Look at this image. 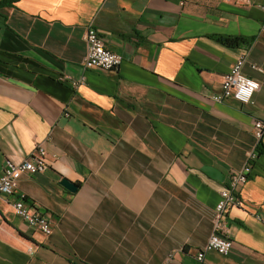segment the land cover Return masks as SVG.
<instances>
[{"label": "crops", "instance_id": "1", "mask_svg": "<svg viewBox=\"0 0 264 264\" xmlns=\"http://www.w3.org/2000/svg\"><path fill=\"white\" fill-rule=\"evenodd\" d=\"M250 1L0 7V175L6 160L45 150L46 169L18 190L52 228L44 236L15 215L13 197L0 198V264H201L220 191L254 146L253 122L264 121V0ZM89 25L122 58L116 71H83ZM213 37L249 43L229 48ZM240 57L260 86L252 103H214ZM260 149L242 205L225 218L230 254L209 252L205 264H264Z\"/></svg>", "mask_w": 264, "mask_h": 264}, {"label": "built area", "instance_id": "2", "mask_svg": "<svg viewBox=\"0 0 264 264\" xmlns=\"http://www.w3.org/2000/svg\"><path fill=\"white\" fill-rule=\"evenodd\" d=\"M227 3L251 5L250 0H224ZM187 0H179L183 6ZM83 40L87 46V52L82 62V69L101 70L104 72L116 71L122 62V58L111 51L101 33L93 26L86 27ZM245 57H240L231 69L222 77L220 91L211 95L214 103H224L227 100H234L243 105L252 103L253 96L259 90L257 81L243 73ZM253 70H258L254 65ZM84 81L69 80L67 83L76 87ZM254 146L246 153L245 161L239 169L232 170L228 175L226 186L219 194V201L214 209L213 232L206 244L196 251L195 259L205 264V255L214 252L220 256L228 257L233 241L227 236L225 218L231 208L240 207L242 202L239 199L241 188L252 177L254 163L260 155V148H264V121L255 120L252 125ZM48 166L47 154L41 146H36L28 160L21 163H14L6 160L2 166L0 175V198L13 197L12 207L14 213L29 227L37 229L41 234L48 237L52 233L51 223L46 215L40 213L28 204L27 197L18 190L19 182L24 176H35Z\"/></svg>", "mask_w": 264, "mask_h": 264}, {"label": "trees", "instance_id": "3", "mask_svg": "<svg viewBox=\"0 0 264 264\" xmlns=\"http://www.w3.org/2000/svg\"><path fill=\"white\" fill-rule=\"evenodd\" d=\"M9 3H11V0H0V7L7 6ZM213 38L216 42L229 48L238 47L240 45H247L249 43V40L238 37H213Z\"/></svg>", "mask_w": 264, "mask_h": 264}, {"label": "water", "instance_id": "4", "mask_svg": "<svg viewBox=\"0 0 264 264\" xmlns=\"http://www.w3.org/2000/svg\"><path fill=\"white\" fill-rule=\"evenodd\" d=\"M60 185L70 193H75L77 191V186L66 179H63Z\"/></svg>", "mask_w": 264, "mask_h": 264}]
</instances>
